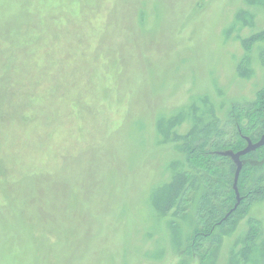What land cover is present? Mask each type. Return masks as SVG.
<instances>
[{"label": "rangeland", "instance_id": "374dc122", "mask_svg": "<svg viewBox=\"0 0 264 264\" xmlns=\"http://www.w3.org/2000/svg\"><path fill=\"white\" fill-rule=\"evenodd\" d=\"M262 29L246 0H0V264H228L245 221L199 263L189 219L153 207L183 161L158 123L253 101Z\"/></svg>", "mask_w": 264, "mask_h": 264}, {"label": "trees", "instance_id": "16d2710c", "mask_svg": "<svg viewBox=\"0 0 264 264\" xmlns=\"http://www.w3.org/2000/svg\"><path fill=\"white\" fill-rule=\"evenodd\" d=\"M246 2L264 8V0ZM248 16L242 11L237 18ZM261 43H264V29L242 40L247 52ZM260 56L264 59V51ZM245 65H248L247 57L238 65L243 68L240 74L248 73L244 71L248 67ZM207 102L206 98L202 100V108L191 105L192 124L185 134L178 135L172 130L178 116L166 123L165 119L159 121L158 130L163 140L177 143L183 161L170 163L171 179L152 192L153 207L159 217L172 210L184 220L189 219L193 231L187 249L199 263L210 257L208 254L215 258L221 239L232 232L239 221H245L247 229L238 235L232 246L241 248L239 252L228 253V264H263V226L249 209L254 203L264 204V145L240 158L242 167L236 187V164L228 153L243 149L247 140L256 142L264 134V83L253 101L231 103L221 118ZM248 159L254 162L249 164ZM209 246H213L211 250Z\"/></svg>", "mask_w": 264, "mask_h": 264}, {"label": "water", "instance_id": "95a60500", "mask_svg": "<svg viewBox=\"0 0 264 264\" xmlns=\"http://www.w3.org/2000/svg\"><path fill=\"white\" fill-rule=\"evenodd\" d=\"M263 145H264V134L256 142H252L251 140H247L246 146L243 149H240L237 152H229L228 153L229 155H231L232 159L234 160V162L236 164L235 179H234V186L235 187H236V182L238 179V174H239L241 167H242V162H241L240 158L242 156H244L245 154L258 149L259 147H261ZM236 195H237V202H239L240 198H239L238 193H236Z\"/></svg>", "mask_w": 264, "mask_h": 264}]
</instances>
